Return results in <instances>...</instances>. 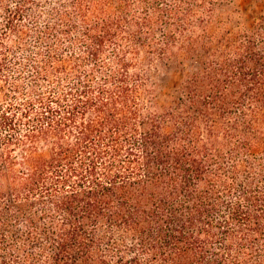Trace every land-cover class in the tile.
Wrapping results in <instances>:
<instances>
[{
	"label": "trees",
	"instance_id": "trees-1",
	"mask_svg": "<svg viewBox=\"0 0 264 264\" xmlns=\"http://www.w3.org/2000/svg\"><path fill=\"white\" fill-rule=\"evenodd\" d=\"M230 3L0 0V264H264V7Z\"/></svg>",
	"mask_w": 264,
	"mask_h": 264
},
{
	"label": "rangeland",
	"instance_id": "rangeland-1",
	"mask_svg": "<svg viewBox=\"0 0 264 264\" xmlns=\"http://www.w3.org/2000/svg\"><path fill=\"white\" fill-rule=\"evenodd\" d=\"M264 7V0H232V3L219 7V12L230 14L233 9L238 12L232 13L233 17H241L243 21L249 23L257 17ZM183 70L177 63L169 61L160 65L155 72L156 94L158 101L163 103L174 91L182 78Z\"/></svg>",
	"mask_w": 264,
	"mask_h": 264
}]
</instances>
